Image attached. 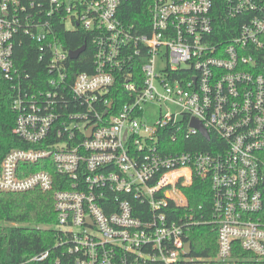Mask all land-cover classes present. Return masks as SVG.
<instances>
[{
  "label": "built area",
  "instance_id": "1",
  "mask_svg": "<svg viewBox=\"0 0 264 264\" xmlns=\"http://www.w3.org/2000/svg\"><path fill=\"white\" fill-rule=\"evenodd\" d=\"M128 1L0 0L12 134L32 146L1 158L0 192L51 194L66 264H264V0H223L229 25L216 0H144L140 27ZM61 31L88 38L91 72H72ZM21 35L46 89L16 68ZM195 135L205 149L180 151ZM201 227L213 253L195 250Z\"/></svg>",
  "mask_w": 264,
  "mask_h": 264
},
{
  "label": "trees",
  "instance_id": "2",
  "mask_svg": "<svg viewBox=\"0 0 264 264\" xmlns=\"http://www.w3.org/2000/svg\"><path fill=\"white\" fill-rule=\"evenodd\" d=\"M121 9H123L120 12L121 18L126 23H134L140 27L148 22L144 0H129L121 6ZM214 9L217 14L215 18L217 24L229 25V23L236 22L224 20L223 0H216ZM227 35L224 33L221 38L225 39L228 37ZM60 38L64 41L65 48L71 51L86 43V51L77 60L69 61V63L72 72H91L93 51L88 38L80 31L64 33L61 31ZM16 41H21L20 44L15 45L13 52L16 68L29 74L33 87L46 89V66L37 62L35 46L22 35ZM11 96L10 84L4 81L0 75V160L13 148L29 149L32 147L12 134L14 114L10 110ZM113 101L116 105L121 103L117 97L113 98ZM182 144H185L186 147L181 148L180 151H190L193 146L204 150L207 145L206 141L198 135L191 139H184ZM39 169L37 165L31 166L30 171ZM204 191H208L206 185L196 181L190 188L184 190V193L191 205H198L204 203ZM55 223L56 217L50 193L40 191L0 192V264H55L56 258L59 259V264H66L65 256L61 255L62 249L57 247L60 236L53 231ZM42 226L45 228H41ZM206 231V228L201 227L192 235L191 240L198 254L213 253L209 252L207 248L209 236ZM199 245H204V247L201 249ZM44 252H48V257L45 260L30 261L33 257Z\"/></svg>",
  "mask_w": 264,
  "mask_h": 264
},
{
  "label": "water",
  "instance_id": "3",
  "mask_svg": "<svg viewBox=\"0 0 264 264\" xmlns=\"http://www.w3.org/2000/svg\"><path fill=\"white\" fill-rule=\"evenodd\" d=\"M85 48H86V45L83 44L80 48L74 51H70L68 55L69 59L76 60L80 56V54L84 52ZM190 125L193 128H195L205 140H208V136L205 130L202 128V126L197 121L192 120ZM186 250L189 251V244H186Z\"/></svg>",
  "mask_w": 264,
  "mask_h": 264
},
{
  "label": "rangeland",
  "instance_id": "4",
  "mask_svg": "<svg viewBox=\"0 0 264 264\" xmlns=\"http://www.w3.org/2000/svg\"><path fill=\"white\" fill-rule=\"evenodd\" d=\"M153 113H154V112H153ZM41 228H45V227L42 226Z\"/></svg>",
  "mask_w": 264,
  "mask_h": 264
}]
</instances>
